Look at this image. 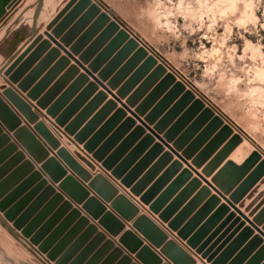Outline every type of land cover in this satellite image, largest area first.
<instances>
[{
  "label": "water",
  "instance_id": "95a60500",
  "mask_svg": "<svg viewBox=\"0 0 264 264\" xmlns=\"http://www.w3.org/2000/svg\"><path fill=\"white\" fill-rule=\"evenodd\" d=\"M76 1L78 0H72L62 13L59 14L58 18L47 26L44 35L47 37L48 42L40 46L39 54H43V52L47 50L46 47H49V43H53L56 49L49 52L39 64V67L22 81L20 88L22 91L27 90L42 72L51 67L46 77L43 78L29 94L33 101H37L38 106L47 109L51 98L56 95L58 90L55 86L48 94L42 97L45 87L47 85L49 86L50 82L61 72L63 66L68 63L67 60L73 61L75 65L85 73L82 78H91L93 83H91L79 99L65 111L62 112L64 97L58 100L47 113L51 118L56 119L58 127L64 129L63 133L68 137L69 141L77 148L82 146L83 149L79 148L80 152L82 154L87 153L91 155L92 159L82 156L77 152L75 153L76 157L92 171L96 170V165L94 163H100L102 170L111 173L110 178L112 180L118 181L116 183H118L119 186L128 189L130 196L138 198L139 203L144 207H148L154 218L157 217L155 218L156 220L158 219L157 221L166 224L168 230L176 234L179 241L185 242L186 248L190 251H194L197 256H201L202 260L205 259L209 264H241V260L243 261L252 247L261 244L262 238H264V208L257 216H255L256 211L249 213V209H245L243 213L240 212L246 205V202H240L244 194L264 175V161H262L246 178L241 188L233 194L232 192L236 185L260 160L259 155L252 154L242 166H238L232 161L226 162L224 167L212 178L211 182L213 185L210 184L195 169H201L206 161L213 157L215 152L221 147L223 143L222 133L218 132V135L211 140L202 152H199L202 145L212 137L211 134L219 128L220 119L215 118L212 124L205 128L186 148L185 144L191 137L190 134L192 132L194 133L195 129L196 131L199 130L202 125H204L205 121L211 117L212 113L209 112V109H205L204 104L198 100L190 104L191 101L194 100V96L189 92H186L176 102L184 88L182 85L176 84L170 89L175 81L174 77L171 75L166 76L141 105H137V98L142 90H146L152 85L153 78H148L144 85L126 101V104H123L121 100L127 97V93H125L127 85H135L138 79L143 76L142 67L131 78L129 84H127L122 91H118L117 94L114 95L111 91L116 90L118 87L116 85L117 82H115V86L111 84L107 86L104 85L105 80L102 75L95 77L94 70L85 68L86 63L82 59H76L77 43L73 45L70 50H66L70 47L71 38L85 27V23H82L84 27H82L81 24L79 27L78 24L74 25L64 38L59 42L57 41L60 34L68 27L67 25L69 23L57 27H55V23L64 14H67L68 18L75 17L81 7L86 6L83 4L73 9ZM17 2L18 0L15 2H13V0H0V19L6 15V10H11ZM36 4V16L34 25H32V33H36L39 31V27H41V24L38 26L36 22L44 6V0H37ZM34 7L35 6H30L24 11V14H29ZM49 32L51 34H49ZM87 32H92V28L87 30ZM12 33V29L6 32V35L0 40V48H8V45H10L9 47H13V44H9ZM15 40L18 41L16 37ZM40 41L41 37L34 40L27 52L19 58L14 66L22 61L25 55ZM60 52L66 55L67 60L62 58L57 62ZM36 57L37 56L31 57L25 62L21 68L12 75L10 78L11 82L14 84L19 83L24 74L30 69ZM53 63L56 64L52 67L51 65ZM131 63H133V60H131L129 66L126 65L120 73V79L124 73L129 71H125V69H130ZM14 66L11 67V70ZM73 70H75V68H71L65 76L74 73ZM6 74L8 73L6 72ZM82 78L79 79V84L83 83ZM98 87H101L107 94H110L114 100L107 101L108 95L104 92L98 93ZM93 92L96 93L95 96H93L94 98H91V100L82 106L83 103L81 104V102ZM5 95L10 105L20 113L30 125L36 123V118L32 115L30 109L19 98L11 91H7ZM161 97H163L162 101L154 106ZM117 103H120L123 109H117ZM10 105L0 97V134L3 130L1 127H3L7 133H13L12 137L14 141L21 147L27 156L36 165L41 164V167H38V171L31 175L29 181L41 180L43 176L45 180L41 181L40 185L32 193L18 203H15L27 186L24 184L11 194L6 195L15 185L14 181L16 180L15 174L8 177L0 185V212H5L6 209L10 210L4 213V218L0 216V224L19 243L30 250L34 256H45L49 263L69 264L70 261H72L70 264H86V259L91 256L94 249L102 245L101 250L93 259L91 258L88 263L98 264L102 257L113 248V244L115 243L106 241V235L103 232L98 233V228L96 226L89 225L90 221L88 218L93 221H98L97 225L101 230L111 237H117L126 227L122 221L127 223L131 222L138 215V208L125 196H119L112 201L108 188L106 187V182L104 188L100 186L99 181H103L101 177L98 176L91 180L90 176L76 164L66 150L59 149V143L54 140L42 124H37L32 130L27 126L21 127V119ZM188 105H190V107L187 109ZM170 107L172 108L167 115L159 124L155 125L159 114ZM131 108H134L135 112H133ZM127 113L131 114V116L141 124V127H135V121L126 118ZM181 114L182 116L177 122L164 134L167 125H171L173 120ZM195 117L197 118L195 119ZM141 118H144V120H141ZM193 120L194 122L189 130L175 141L178 132L185 127L188 122ZM120 123L122 124L120 125ZM132 128L133 131L130 132L129 130ZM146 131H149L151 135L145 136ZM226 131L229 133L230 129ZM125 134L128 136L126 137ZM69 137L73 140H70ZM124 137H126L125 140L120 144V141L124 139ZM224 138L225 137H223V139ZM140 139L142 140L137 143ZM9 140L10 138L8 135L2 136L0 145L5 144V142ZM41 140L51 150H57L55 157L49 158V152ZM155 140H157L158 143H155ZM240 143L241 140L238 138V143L234 142V144L232 143L226 146L225 150L214 158L213 162L203 170L202 174L210 178L214 171L229 158ZM170 144H172V146ZM17 148L18 146L15 143L9 146L10 151H14ZM165 149H167L168 152H164ZM7 153L8 150L4 151L3 154L0 155V160ZM21 156L24 157V153H22ZM174 156L177 157L179 161H173ZM17 158H19V155ZM31 160L27 162L26 165L28 168L33 169L34 164ZM189 160H192V165L188 163ZM183 164L187 166V169H183ZM64 167L69 169L76 178L74 176H67L68 172ZM193 172L199 179L193 178ZM79 180L82 183L90 182L88 189L104 204L107 205L111 203L108 212L106 206L100 202L99 199L96 197L89 198V191L85 189ZM48 181L51 182L52 185L59 183V193H56V188L54 186H48ZM202 182L206 183L208 187H203ZM41 189V195L37 199L35 198L36 200H34L30 206L26 207L28 200ZM210 189L223 198L225 202L233 208L235 213H238L240 218H243V220L250 225L249 228L243 229L245 222L240 223L237 232L243 229L241 235L220 256H218V251L212 253L214 246L208 250L207 247L222 228L235 217V214H231L228 219L215 230L221 217L229 211V208L224 205L219 206L221 200L211 195ZM115 194H117L116 190ZM224 195H230L229 200L224 198ZM65 198H67L68 201L65 202ZM47 201L49 202L44 207ZM73 204L77 207L82 205V208L72 209ZM57 206H59V209L49 220H46ZM217 207H219L218 210L212 213ZM82 213L86 216L81 217ZM66 214H68V217L59 225V220ZM246 214H248V216H246ZM251 218H253L252 221L250 220ZM238 221L237 219L235 223ZM8 223H12L13 228H11ZM75 223L77 224L71 228ZM84 227H87L84 235L80 237L72 247L68 248L73 239ZM259 227H261V230ZM14 230L19 231L21 234H16ZM133 230L135 232H133ZM254 231H257L260 236L253 237ZM90 237L93 238V241L81 250ZM246 239H250L249 244L235 260L231 261L232 255L236 253V249L240 245H245V243L243 244L242 242L244 240L246 241ZM24 241L26 244L23 243ZM116 243L119 249H115L109 259L111 262L112 259H121L118 264L195 263L194 260L173 241L168 242L167 236L145 216H141L135 220L132 230L130 229L128 232H125ZM35 247H37L36 250ZM153 248L160 251L165 262ZM31 249L37 251L38 256ZM123 250L131 257L133 255L135 257L131 258L127 255L122 258ZM262 256H264V247H262L259 253L247 264H257ZM110 260L107 259L104 264H110ZM133 260L135 263H132Z\"/></svg>",
  "mask_w": 264,
  "mask_h": 264
},
{
  "label": "rangeland",
  "instance_id": "374dc122",
  "mask_svg": "<svg viewBox=\"0 0 264 264\" xmlns=\"http://www.w3.org/2000/svg\"><path fill=\"white\" fill-rule=\"evenodd\" d=\"M36 1L33 2L32 6L35 7L29 12V14H24V11L30 6L23 9L20 12V15H17L16 13L21 9H14L13 7L16 5L15 4L12 7L14 10H10L9 14H6L0 19V40L6 35V32L9 29H12L13 32L9 39V44H13V47H9L10 45H8V48H0V97L10 105L5 98V93L11 91L30 109L32 115L36 118V123L33 124L34 127L37 124H42L49 132L47 126L44 123H39L38 116L33 113V111L37 113H39L38 111H45V115H42V119L48 122L47 124L52 131L61 138L65 137L69 144L74 145L69 141L68 137L64 135V129L58 127L56 119L51 118L47 111L58 100L63 99L64 97L62 112L65 111L69 106L75 103L77 99H79L85 89L93 83V80L91 78H82L85 75L83 70L79 69L75 63L74 65H71L70 61L66 59V55L63 52H60L57 62L64 58L68 63L63 66L61 72L55 77L56 79L52 80L49 86L47 85L45 87L42 97L48 94L55 86L58 90L56 95L51 98L47 109L38 106L37 101H33L29 94L43 80V78L46 77L51 67L42 72L27 90L22 91L20 88L22 81L39 67V64L49 52L56 49V46L53 43H49V47H46L47 50L43 52V54H39L40 46H42L43 43L48 42L47 37L44 35L45 33L40 34V29H45L49 24L53 23L72 0H54V2H51V8L53 6V9L55 8L53 10L54 16L52 17H40L44 13L43 6V10L40 11L36 22V24H41L42 28L40 27L39 31L32 33V25H34V19L36 16ZM49 1L44 0V4L46 2L49 3ZM228 1L230 0H78L75 2L73 9L74 7H80L83 4L86 6L81 7L75 17L68 18V15L64 14L65 16L63 15L55 23V27L69 23L67 25L68 27H66L60 34V37L57 40L59 42L67 35V32L74 25L78 24L79 27L80 24L82 25V23H85V27L82 25L84 28L74 34V38H71L70 47L66 50H70L71 47L77 43L76 59H82L86 63L85 68L94 70L95 77L102 75L105 80L104 85L107 86L108 84H111L115 86V82H117L116 85L118 87L116 90L111 91L114 95H116L118 91H122L123 88L129 84L135 73H137L141 67L143 68V76L138 79L137 83L131 86L130 84L127 85L125 91L127 97L121 100L123 104H126V101L144 85L148 78H153L152 85L146 90H142L137 98V105H141L155 87H157L168 75L173 76L175 79L173 86L170 87V89L176 84H180L184 88L176 102L186 92H189L194 96V100L191 101L190 104L196 100L203 103L205 109H209V112L212 113V115L205 121L204 125H202L199 130L196 131L195 129L194 133L192 132L190 134L191 137L185 144L186 148L205 128L212 124L215 118L220 119L219 128L211 134L212 137L202 145L199 152H202L211 140L218 135V132L222 133L223 143L221 147L215 152L213 157L206 161L201 169L194 168L197 172L200 170L201 173H198L210 184H212V178L224 167L229 158H227L220 167L214 171L210 178H207L202 174L203 170L213 162L214 158H216L220 152L225 150L226 146L232 143L234 144V142L238 143V138H240L241 143L237 145L236 150H234L235 152L245 141H247L252 147L250 149L244 148L248 153L246 159L241 164L235 163L231 159L232 155L235 153L234 151L231 157L229 156L230 159L238 166H242L252 154L259 155L260 160L236 185L232 192L233 194L241 188L246 178L261 164L262 161H264V79L257 80L255 74L256 70H264V0H231L230 5ZM31 13L32 18H29ZM91 28L92 32H87V30ZM49 34L51 33L49 32ZM15 37L18 41L15 40ZM39 37H41V41L25 55V58L22 61L14 66L19 58L27 52L34 40ZM52 45H54V48H52ZM34 56H37L36 59L32 62L30 69L24 74L20 82L17 84L11 82L10 78L12 75L15 74L25 62ZM131 60H133V63H131L130 69H125V71H129L124 73L120 79V73L126 65L129 66ZM55 64L56 63H53L51 66L53 67ZM12 66H14V68L11 70ZM71 68H75V70H73L74 73L65 76ZM6 72L8 74H6ZM80 78L83 79V83L79 84L78 81ZM90 80H92V82H90ZM4 85H8L9 88L7 89ZM102 92L107 94L103 89ZM95 94L96 93L93 92L83 100L81 104H86L88 100L94 98L93 96H95ZM162 98L163 97L158 99L154 106L159 104L160 101H162ZM112 100L114 99L112 98ZM118 104L120 103H117V105ZM189 107L190 105H188L187 109ZM11 108L13 107L11 106ZM171 108L172 107L159 114L155 125L159 124ZM120 109H123V107L121 106ZM131 110L135 112L134 108H131ZM18 115L24 119L20 113H18ZM181 116L182 114L178 115L171 125H167L164 134L170 130L172 125L175 124ZM196 118L197 117H195V119ZM127 119L134 120L136 125L137 120L132 116ZM141 120H144V118H141ZM194 120L188 122L187 125L178 132L175 141L189 130ZM139 127H141L140 123ZM225 128L230 129L229 133L226 131L229 129ZM3 131L4 130H2V133ZM146 132L149 133V131ZM146 132L145 136L151 135L150 133L149 135L146 134ZM223 137L225 138L223 139ZM69 138L70 140H73L71 137ZM3 145L4 144L0 145V147ZM170 145L172 146V144ZM166 152H168V150H166ZM67 153L74 159L76 164L83 169V167L75 160V158L79 160L75 155L76 151H73V155L69 152ZM82 156L85 155L83 154ZM87 156L89 155L87 154ZM90 159H92V156ZM188 163L192 165V160H189ZM99 165V170H101L102 173H100L101 171L96 173L97 168L95 171H92L85 165L95 174L94 176L86 172L84 169L83 170L90 176L91 180L98 176L103 179V181H99L100 186L104 188L107 184L106 187L108 188L112 201L119 196H125L128 199V196H130L129 190L119 186L118 183H116L118 181H114L110 178L111 173L105 172L101 169L100 163ZM194 174L195 173L193 172V175ZM196 178L198 177L196 176ZM263 181L264 175L244 194V197L240 202H246V205L240 210V212L243 213L245 209H249V213L256 211L255 216H257V214L264 208ZM203 183L204 182H202V184ZM84 184L89 186L90 182ZM114 184L119 188L121 187L124 190H128V195L120 193L119 189L115 187ZM204 184L208 187L206 183ZM115 190L117 191V194H115ZM210 190L211 192L213 191L212 189ZM213 192L215 193L214 196L224 202V204H221L220 202L219 206L224 205L229 208V211L221 217L215 230H217L231 214H235V217L222 228L207 247L208 250L214 246L212 253L218 251V256H220L239 238L242 230L249 228L250 225L245 222L243 218H240L239 214L235 213L233 208H231L223 198H221L215 191ZM130 197L135 199L133 196ZM229 197L230 195H224V198L227 200H229ZM110 204L111 203H108L107 205L110 206ZM137 205L142 206V210L145 213L141 215L138 213L139 216L137 215V218H134L135 220L141 216H145L154 224L155 220L159 224V229L163 228L165 231L170 232L166 224L157 221L158 219H155L157 217L154 218L148 207L145 208L139 203V199ZM218 208L219 207L215 208L214 212H216ZM9 210L10 209H6L5 212ZM5 212H0L1 218H4ZM148 216H150V218ZM246 216H248V214H246ZM134 219L132 221L135 222ZM237 219L239 221L235 223ZM250 220L252 221L253 218ZM134 222H132V226ZM242 222H245L247 227L244 225V228L237 232L240 223ZM93 223V225L98 228V231L99 229L101 230L97 225L98 221H93ZM8 225L13 228L12 223H8ZM259 229L261 230V227H259ZM15 233L18 235L21 234L19 231H15ZM103 233L106 235V238H109L110 242L112 241L115 244H113V248L107 252L108 256L104 255L98 264H104L107 259L110 260L109 258L113 251L119 249L118 244L116 243L118 241L116 237H111L104 231ZM255 233L257 235H253V237L260 236L257 231H254V234ZM249 242L250 239H246V241L244 240L242 242L243 244L245 243V245H240L236 249V253L232 255L231 261L235 260L240 255ZM23 243L26 244L25 241ZM86 245H88V242H86ZM262 247H264V238H262L261 244L252 247L240 263L245 264L244 260L246 259L252 260ZM36 249L37 247H35V250ZM31 250L37 255V251L34 249ZM98 252L99 251L96 252V249H94L91 258L93 259ZM251 253L255 256L251 257ZM127 255L128 253L123 250L122 258ZM248 256L251 258H248ZM133 257L135 256L133 255L131 258ZM91 258L88 257L86 259V264L90 262ZM119 261H121L119 258L112 259V262L110 260V264H118ZM201 261L202 264H209L205 259H201ZM71 262L72 261H70V263ZM132 263H135L134 260ZM0 264L55 263H49L45 256H34L30 250L26 249L21 243H19L0 224Z\"/></svg>",
  "mask_w": 264,
  "mask_h": 264
},
{
  "label": "crops",
  "instance_id": "0c3cea01",
  "mask_svg": "<svg viewBox=\"0 0 264 264\" xmlns=\"http://www.w3.org/2000/svg\"><path fill=\"white\" fill-rule=\"evenodd\" d=\"M16 0H13V2H15ZM34 1H36V0H18V2L16 3V5L13 7V8H15L16 6V10H20L19 12H17L16 14L17 15H20V12L23 10V9H25L26 7L28 8L29 6H32V4H33V2ZM47 1H49V0H47ZM63 1H67V0H63ZM51 2H54V0H50L49 1V3L48 2H46L45 4H44V13H43V15L42 16H40V17H43V16H49V17H52V16H54V12H53V10L55 9H52L51 8ZM13 8L11 9V11L13 10ZM43 10V9H42ZM9 12H10V10H6V14H9ZM29 18H32V13L30 14V16H29ZM40 24H38V26H39ZM42 28V27H41ZM39 29H40V27H39ZM46 32V28L44 29H40V34L41 33H45ZM52 48H54V45H52ZM70 64L71 65H74V62L73 61H70ZM56 79V78H55ZM90 82H92V80H90ZM7 89L9 88V86L8 85H4ZM99 92H102V89L99 87L98 88V93ZM105 93V92H104ZM0 96H1V93H0ZM110 100H112V98H111V96L110 95H108V98H107V101H110ZM89 101V100H88ZM87 101V102H88ZM106 101V102H107ZM34 104V103H33ZM84 106V105H83ZM100 108H102V107H100ZM121 108V106H120V104H118L117 105V109H120ZM13 109V108H12ZM14 110V109H13ZM100 110V109H99ZM14 112L17 114V116L21 119V122H22V124H21V127H24V126H27L29 129H33L34 128V125H30L25 119H23L21 116H19L18 115V113L14 110ZM39 113H37V112H35V111H33V113L36 115V116H38V122L39 123H44L46 126H47V128H48V130H49V133H51V135H52V137L57 141V142H59L60 143V149H66V151L67 152H69V153H71V155H73L72 153H73V151H76L77 153H80V154H82L81 152H80V149H83V147L82 146H79L78 148L77 147H75L74 145H72V144H69L68 143V141L66 140V138L65 137H59L58 135H56L53 131H52V129L48 126V122L46 121V120H44V119H42V115H45V111H38ZM126 118H131V116H130V114H127L126 115ZM104 124V123H103ZM122 123H120V125H121ZM102 126V125H101ZM136 127L137 126H139V123L136 121V125H135ZM4 131H3V133H2V135L0 134V139L2 138V136H5V135H8L9 136V138H10V140L8 141V142H5V144L3 145V146H1L0 148V155L1 154H3V152L4 151H7L8 150V153L7 154H5L3 157H2V159L0 160V185L8 178V177H10V176H12L13 174H15L16 175V180L14 181V183H15V185L6 193V195H9V194H11L13 191H15L17 188H19V187H21V186H23L24 184H26V186H27V188L25 189V191L21 194V196L18 198V200H16V202L15 203H18L20 200H22V199H24L26 196H28L30 193H32L39 185H40V182L41 181H43V180H45V177L43 176L42 177V179L41 180H37V181H29V179H30V177H31V175L34 173V172H37L38 171V167L40 168L41 167V164H39V165H36L28 156H27V154L21 149V147L14 141V139H13V133H7V131L3 128V127H1ZM130 132H132L133 131V128L132 129H130L129 130ZM129 131H127V132H129ZM127 134V133H126ZM125 134V135H126ZM146 134H148L149 135V133L148 132H146ZM128 135H126V137H127ZM126 137H124V139H122L121 141H120V144L123 142V140H125V138ZM142 139H140L137 143H139L140 141H141ZM41 142L44 144V146L46 147V149L48 150V152H49V158L51 159V158H53V157H55V155H56V151H53V150H51L48 146H46V144L41 140ZM16 144L17 146H18V148L16 149V150H14V151H10L9 150V146L10 145H12V144ZM155 143H158V141L157 140H155ZM80 148V149H79ZM150 150V149H149ZM148 150V151H149ZM166 150L167 149H165V152H166ZM147 151V152H148ZM146 152V153H147ZM22 153H24V157H22L21 156V154ZM146 153H144V154H146ZM128 154V153H127ZM18 155H19V158H17L18 157ZM83 155V154H82ZM84 155L87 157V158H89L90 159V155L89 156H87V154H85L84 153ZM231 157V156H230ZM230 157H229V159L228 160H231L230 159ZM32 161V163L34 164V168L33 169H30V168H28V166L26 165V163L27 162H29V161ZM75 160L83 167V169L86 171V172H88V173H90L92 176H94L95 174L94 173H92L90 170H89V168H87L84 164H82L79 160H77L76 158H75ZM173 161H177V158L176 157H174V160ZM190 163V162H189ZM95 165H96V168H97V171H96V173H98V172H100L101 170H99L100 169V165L99 164H96V163H94ZM66 170H67V176H74V175H72V173L70 172V170L69 169H67L66 167H64ZM183 169H187V167H186V165H184L183 166ZM33 170V171H32ZM199 173H201V171L199 170L198 171ZM100 173H102V171L100 172ZM104 175V174H103ZM105 177H107L106 175H104ZM75 177V176H74ZM76 178V177H75ZM193 178H196V176H195V174L193 175ZM210 180V179H209ZM79 182L85 187V189H87L88 191H89V193H90V197L89 198H93V197H96L95 196V194L91 191V190H89L88 189V185L87 184H84V183H82L80 180H79ZM115 185V184H114ZM48 186H54L55 188H56V193H59V190H58V187H59V183H55L54 185H52V183L51 182H49L48 181ZM202 186H205V184L203 183L202 184ZM115 187H117L118 189H119V191H120V193H123L124 195H128L127 194V192H128V190H124V189H122L121 187L119 188L117 185H115ZM43 189V188H42ZM42 189L41 190H39L38 191V193L37 194H35L30 200H28V202H27V204H26V207L27 206H30L33 202H34V200H36L40 195H41V193H42ZM211 195H215V193L212 191L211 192ZM36 198V199H35ZM97 198V197H96ZM97 199H99V198H97ZM128 199L130 200V202L132 201V203L136 206V207H138V209H139V215H141V214H144L145 212L142 210L143 208H142V206H138L137 205V201H138V199H134V198H131L130 196H128ZM64 201L66 202V201H68V199L67 198H65L64 199ZM99 201L100 202H102L100 199H99ZM48 202L49 201H47L45 204H44V207L46 206V204H48ZM85 203H86V201H85ZM84 203V204H85ZM103 203V202H102ZM104 204V203H103ZM221 204H224V202L223 201H221ZM105 206H106V208H107V212L109 211V206L108 205H106V204H104ZM25 207V208H26ZM76 208H82V205H79V207H77L76 205H74L73 204V207H72V209H76ZM145 208H147V207H145ZM59 209V206H57V208H55V210L53 211V213L52 214H50L49 216H48V218L46 219V220H49L50 218H51V216L57 211ZM212 212H214V211H212ZM138 215V216H139ZM86 215H84V213H82V216L81 217H85ZM68 217V214H66V215H64L63 217H61V219L59 220V225L66 219ZM149 218H150V216H148ZM88 218V217H87ZM137 218V217H136ZM89 219V218H88ZM135 220V219H134ZM89 221H90V223H89V225H93L94 223H93V221L91 220V219H89ZM124 224H125V229L123 230V232L122 233H120V235L118 236V237H116V239L117 240H119L120 239V237L125 233V232H128L130 229L132 230V222H134V221H132V222H130V223H127V222H124V221H122ZM154 222H155V225L158 227L159 226V224L154 220ZM77 223H75L74 225H72V227L71 228H73L75 225H76ZM59 225H57V226H59ZM246 227H247V224L245 225ZM161 227V226H160ZM70 228V229H71ZM69 229V230H70ZM69 230H68V232H69ZM87 230V227H84V228H82L81 230H80V232L78 233V235L73 239V241H72V243H70V245H69V247L68 248H70V247H72L76 242H77V240L80 238V237H82L83 235H84V233H85V231ZM166 236H167V241L169 242V241H173L176 245H178L182 250H184L193 260H194V264H202V261H201V257L200 256H196V254H195V252L194 251H190L188 248H186L185 247V243L184 242H181V241H179L178 239H177V237H176V234H171V232H168V231H165L163 228L162 229H160ZM99 233L100 232H103L102 230H100L99 229V231H98ZM133 232H135L134 230H133ZM254 235H257L256 233L254 234ZM92 240H93V238L92 237H90L88 240H87V242H88V244H90L91 242H92ZM106 240L107 241H109V238L107 237L106 238ZM147 244V243H146ZM87 245H85L81 250H83L85 247H86ZM150 246V245H149ZM151 247V246H150ZM101 248H102V245H100V246H98V247H96V252L97 251H100L101 250ZM153 250L163 259V261L165 260L164 259V257L160 254V251L159 250H157V249H154L153 248ZM92 254L93 253H91V256H90V258L92 257ZM105 256H108V254L106 253L105 254ZM250 256L251 257H254L255 255H253V253H251L250 254ZM250 256H248V258H251ZM121 260V259H120ZM250 260L249 259H246V260H244V262H245V264L247 263V262H249ZM170 264V263H169ZM257 264H264V256H262V257H260V259H259V262L257 263Z\"/></svg>",
  "mask_w": 264,
  "mask_h": 264
},
{
  "label": "bare ground",
  "instance_id": "6f19581e",
  "mask_svg": "<svg viewBox=\"0 0 264 264\" xmlns=\"http://www.w3.org/2000/svg\"><path fill=\"white\" fill-rule=\"evenodd\" d=\"M222 1V0H221ZM231 1V0H230ZM230 1H228L229 2V5L231 4L230 3ZM226 3V2H225ZM227 4V3H226ZM233 4H234V2H233ZM229 8V7H228ZM228 10V9H227ZM256 77H257V80H260V79H264V70H256ZM259 78V79H258ZM252 146H250V144L247 142V141H245L244 142V144L242 145V146H240L239 147V149H237V151L232 155V157H231V159L235 162V163H237V164H241L245 159H246V157L248 156V153H247V151H245L246 149H244V148H251ZM236 150V149H235ZM230 155V156H231ZM232 160H228V161H232ZM227 161V162H228ZM232 161V162H233Z\"/></svg>",
  "mask_w": 264,
  "mask_h": 264
}]
</instances>
